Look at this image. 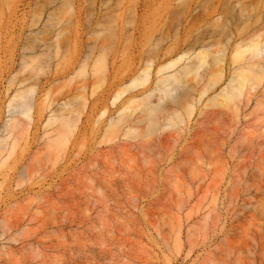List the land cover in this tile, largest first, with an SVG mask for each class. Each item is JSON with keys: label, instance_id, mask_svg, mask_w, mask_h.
Here are the masks:
<instances>
[{"label": "rangeland", "instance_id": "obj_1", "mask_svg": "<svg viewBox=\"0 0 264 264\" xmlns=\"http://www.w3.org/2000/svg\"><path fill=\"white\" fill-rule=\"evenodd\" d=\"M0 264H264V0H0Z\"/></svg>", "mask_w": 264, "mask_h": 264}, {"label": "bare ground", "instance_id": "obj_2", "mask_svg": "<svg viewBox=\"0 0 264 264\" xmlns=\"http://www.w3.org/2000/svg\"><path fill=\"white\" fill-rule=\"evenodd\" d=\"M261 51H262V48L260 46H256L255 53L259 54ZM184 69L186 70V68H184ZM186 71H185V73H186ZM243 74H244V72H243ZM145 77H147V72H145ZM252 77L255 81L256 79L260 78V73L258 71H254V72H251V77H250V75H249V77L247 75L234 77L233 81L236 82V85L234 87L232 86V88L225 94V101L226 102L231 101V100L233 101V99L240 97V95L242 93V89L244 88V83H246L247 81L252 79ZM181 81H182V77L180 75H177V74L169 75V76L165 77L163 80H161L160 84L162 85L163 88H160V91H162L165 94V96H168V95H170L169 94L170 90H168V89L170 87H172L175 83L182 84ZM251 81L254 82L253 80H251ZM178 99H179V97H178ZM189 109H190V107H188V111H189ZM157 110H158V106H152V107L149 106L148 110H147L148 116L151 117L152 114L155 113Z\"/></svg>", "mask_w": 264, "mask_h": 264}]
</instances>
